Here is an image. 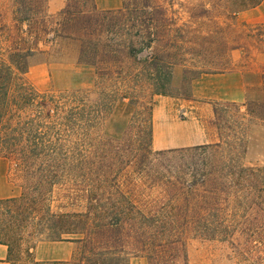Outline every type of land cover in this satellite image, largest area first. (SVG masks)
Instances as JSON below:
<instances>
[{
    "label": "trees",
    "instance_id": "obj_1",
    "mask_svg": "<svg viewBox=\"0 0 264 264\" xmlns=\"http://www.w3.org/2000/svg\"><path fill=\"white\" fill-rule=\"evenodd\" d=\"M237 1L242 8L234 15L263 0ZM48 6L49 0H0V157L33 180L30 195L0 200V244L8 248V262L28 234L98 246L93 255L88 251L87 264H95V256L101 264L138 258L188 264L187 237L227 241L257 228L264 212V166L243 162L244 140L148 151L156 166V196L140 202L114 177L103 180L87 167L86 140L99 128L104 105L89 106L75 91L40 92L27 81L32 59L67 38L80 44L79 62L100 79L126 75L136 86L147 83L153 96L169 95L176 64L171 50L183 44L160 0H123L121 9L109 11H99L94 0H67L56 15ZM257 33L264 44V25ZM126 60L137 66L130 74ZM242 105L249 117L264 122V103ZM55 193L61 199L56 209Z\"/></svg>",
    "mask_w": 264,
    "mask_h": 264
},
{
    "label": "rangeland",
    "instance_id": "obj_2",
    "mask_svg": "<svg viewBox=\"0 0 264 264\" xmlns=\"http://www.w3.org/2000/svg\"><path fill=\"white\" fill-rule=\"evenodd\" d=\"M160 2L169 16L175 18L179 28L175 38L179 37L183 44L180 50H171L176 64L169 95L153 96L147 83L136 86L126 75L120 80L114 76L100 79L93 67L79 62L80 44L67 38L57 39L56 44L46 48L47 54L35 56L27 75V81L40 92L75 91L89 106L104 105L99 128L86 140L90 149L87 167L103 180L114 177L123 192L144 203L156 196L152 188L156 166L148 151L168 150L176 144L192 147L217 144L224 139L234 142L240 138L246 146L243 162L247 166H264V122L249 117L247 107L242 105L264 103V44L257 36V28L264 25V0L236 15L233 12L242 8L237 0ZM54 7L59 8L57 3ZM48 10L56 15L62 9ZM135 68L132 60L125 61L126 72L130 74ZM234 73L240 74L248 84L246 101L208 98L224 96L227 86L237 85L234 80L214 79V76ZM194 89L201 97L195 96ZM114 93L126 94L128 99L121 101ZM151 108L152 139L148 128ZM167 130L172 131L171 137ZM184 134L187 138L182 137ZM156 141L167 145L158 148ZM32 185L33 180L20 172L16 163L0 157V200L19 198L24 193L30 195ZM53 200L56 209L61 199L55 193ZM255 225L258 227L238 232L227 241L187 237L188 264H264V212ZM42 241L50 240L40 235H25L15 247L11 264H34L32 249ZM73 243L71 259L61 264H87L88 251L92 255L99 251L98 246ZM95 257L91 263L101 264L97 261L99 257ZM130 264H146V261L132 259Z\"/></svg>",
    "mask_w": 264,
    "mask_h": 264
},
{
    "label": "crops",
    "instance_id": "obj_3",
    "mask_svg": "<svg viewBox=\"0 0 264 264\" xmlns=\"http://www.w3.org/2000/svg\"><path fill=\"white\" fill-rule=\"evenodd\" d=\"M57 3L59 8L56 9L54 4ZM95 6L99 11H109V10H118L121 9L123 0H94ZM64 7V0H49V8L52 11H58L63 9ZM43 68V66H40ZM41 69V68H40ZM221 77V78H220ZM214 79H225L227 80H234L236 81L237 85H231L230 87L227 86V91L224 93V96L220 97H213L209 96L208 98H218V99H227L234 102H244L249 97L248 93V84L244 83L242 76L238 73L228 74L223 76H214ZM199 83V82H198ZM197 84H194V87ZM230 88V90H228ZM195 96L201 97L198 95V90L194 89ZM168 129V127H167ZM171 137V130H167ZM183 138H187V135H183ZM158 143V148H164L167 145V142L164 141H156ZM189 147L187 144H176L172 145L169 149H178V148H185ZM74 243L73 242H55V241H42L40 242L33 250V256L36 262L39 263H64L68 262L73 254L74 250ZM0 264H10L8 262V248L5 245L0 244Z\"/></svg>",
    "mask_w": 264,
    "mask_h": 264
}]
</instances>
